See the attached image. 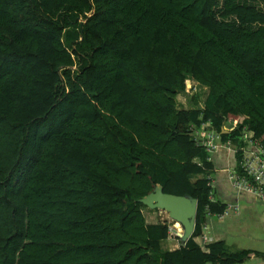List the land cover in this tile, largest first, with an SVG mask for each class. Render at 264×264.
Returning a JSON list of instances; mask_svg holds the SVG:
<instances>
[{
  "label": "trees",
  "instance_id": "16d2710c",
  "mask_svg": "<svg viewBox=\"0 0 264 264\" xmlns=\"http://www.w3.org/2000/svg\"><path fill=\"white\" fill-rule=\"evenodd\" d=\"M196 83L206 95L178 106ZM207 120L237 146L244 125L264 142V0H0V264L256 253L203 240L206 206H225L209 198L214 164L190 133ZM156 184L197 200L174 248L162 247L168 222L142 212Z\"/></svg>",
  "mask_w": 264,
  "mask_h": 264
},
{
  "label": "built area",
  "instance_id": "2783aa9c",
  "mask_svg": "<svg viewBox=\"0 0 264 264\" xmlns=\"http://www.w3.org/2000/svg\"><path fill=\"white\" fill-rule=\"evenodd\" d=\"M186 90L189 92L197 91L196 84H190ZM190 133L197 144H200L208 152L207 159H211L212 152L218 150L220 147L228 148L233 153H238L237 161L233 166L226 168L227 176L230 184L238 194H248L262 202H264V142L261 139L245 135L246 125L242 128L241 145H233L231 140L223 139L221 133L211 127L210 122L202 121L199 125L190 123ZM234 127V122L227 120L223 124V130H230ZM239 150V151H238ZM208 184L213 187L214 177L212 174L208 175ZM211 200L214 199L213 192L209 194ZM240 204L237 201H228L222 211L211 212L206 206L207 216L216 214L219 218L229 214L238 212ZM203 240L205 242L212 241L214 238L208 231V221H203ZM170 236L172 233L177 234L168 223ZM167 236V237H168ZM184 244L179 242L178 245ZM211 264H221L214 261Z\"/></svg>",
  "mask_w": 264,
  "mask_h": 264
},
{
  "label": "crops",
  "instance_id": "0c3cea01",
  "mask_svg": "<svg viewBox=\"0 0 264 264\" xmlns=\"http://www.w3.org/2000/svg\"><path fill=\"white\" fill-rule=\"evenodd\" d=\"M196 88L198 90L202 89L205 94L207 92L206 86L196 83ZM233 145L235 144L233 143ZM236 157H238L236 153H233L232 150H229L224 146L218 148V150L211 154V160L214 164L212 173L214 177V198H218L225 203L228 201H237L240 204V209L238 212L222 218H219L216 214L208 216V231L213 238H222L227 249L230 251H236L243 248L257 250L256 253L245 257L242 261L231 264H264V202L248 194H238L233 190L227 176L226 168L233 166L237 161ZM256 226H259V230L253 234L251 228ZM232 227L241 233L251 234L254 242L239 247L231 246L229 248L226 244V234L229 229H232Z\"/></svg>",
  "mask_w": 264,
  "mask_h": 264
},
{
  "label": "water",
  "instance_id": "95a60500",
  "mask_svg": "<svg viewBox=\"0 0 264 264\" xmlns=\"http://www.w3.org/2000/svg\"><path fill=\"white\" fill-rule=\"evenodd\" d=\"M139 201L151 208H160L167 212L172 220H177L182 228L179 233L173 230L181 238V243L189 237L194 229L197 200L189 194H177L164 191L160 184H156L145 195L139 197Z\"/></svg>",
  "mask_w": 264,
  "mask_h": 264
},
{
  "label": "rangeland",
  "instance_id": "374dc122",
  "mask_svg": "<svg viewBox=\"0 0 264 264\" xmlns=\"http://www.w3.org/2000/svg\"><path fill=\"white\" fill-rule=\"evenodd\" d=\"M251 1H257V0H251ZM75 58H76V54H75ZM77 59V58H76ZM75 65H73V67H75ZM196 92V91H195ZM192 92H189L188 90L180 92L177 96V102H178V106H185L188 107L191 105L190 100H189V94H191ZM199 93L202 95V98L206 95L205 92H203L202 89H199ZM142 212L144 214L145 220L147 222L150 221H163V222H168L169 224H171L172 228H175V225L178 227L177 224L174 225V223L176 222L175 220H172L167 212L163 209L160 208H151L145 204L142 205ZM174 226V227H173ZM253 234L254 232L259 230V226L253 227L251 228ZM226 244L227 246L230 248L231 246H242V245H247V244H251L254 242L253 237L251 236V234H247V233H241L239 231H237V229H235L234 227H232V229H229L227 231L226 234ZM162 242V247L165 248H174L177 247L179 242H181V238L180 236H178L177 234L175 235L174 233H172L170 236H168L165 240L161 241ZM232 249V248H231ZM152 254H156L158 255L159 253H154L152 252ZM160 256V254L158 255ZM157 257V256H156Z\"/></svg>",
  "mask_w": 264,
  "mask_h": 264
},
{
  "label": "bare ground",
  "instance_id": "6f19581e",
  "mask_svg": "<svg viewBox=\"0 0 264 264\" xmlns=\"http://www.w3.org/2000/svg\"><path fill=\"white\" fill-rule=\"evenodd\" d=\"M175 221H176V222L174 223V225H175V224L178 225V227L175 225V229H176V231L179 232V233H182L183 228H182L181 224H180L177 220H175ZM173 227H174V226H173Z\"/></svg>",
  "mask_w": 264,
  "mask_h": 264
}]
</instances>
